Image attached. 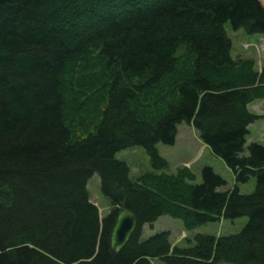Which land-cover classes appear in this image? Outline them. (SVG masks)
Returning <instances> with one entry per match:
<instances>
[{
  "label": "trees",
  "instance_id": "obj_1",
  "mask_svg": "<svg viewBox=\"0 0 264 264\" xmlns=\"http://www.w3.org/2000/svg\"><path fill=\"white\" fill-rule=\"evenodd\" d=\"M264 35L260 0H0V264H264V146L246 145L262 117L264 62L231 56L224 24ZM232 172L167 173L157 143L177 126ZM141 146L152 171L130 177L115 153ZM97 173L109 212L88 179ZM256 178L250 194L237 183ZM136 227L117 253L121 208ZM162 215L186 230L247 216L236 234L142 238Z\"/></svg>",
  "mask_w": 264,
  "mask_h": 264
},
{
  "label": "rangeland",
  "instance_id": "obj_2",
  "mask_svg": "<svg viewBox=\"0 0 264 264\" xmlns=\"http://www.w3.org/2000/svg\"><path fill=\"white\" fill-rule=\"evenodd\" d=\"M264 6V0H261ZM226 34L231 40V56H252L256 61V68L259 69L264 62V35L255 33L248 34L243 28L233 29L229 22L224 24ZM248 109L262 115L248 125L246 134V145L257 142L264 146V103L263 100H253ZM178 133L173 145L157 143L156 147L159 154L166 158L168 167L164 172L173 173L176 168L186 166L196 175V183L201 178L203 166H210L212 170L220 175L225 181L226 186L221 189L232 187L234 179L232 172L226 167L221 158L215 156L209 148H204L197 137V133L191 124L181 122L177 126ZM116 158L124 160L130 167V177L136 179L144 172L152 171L149 156L141 146H132L119 150L115 153ZM256 184V178L250 177L245 182H238L237 187L240 193L250 194ZM87 188L90 199L94 202L100 212L101 217H105L109 212V201L101 192L100 178L94 173L87 181ZM247 216L234 219H221L204 223L192 230H186L183 223L178 218L168 215L160 216L152 226L144 225L142 238L146 239L159 232H169V240L172 245L186 246L193 244V236L197 233L209 235H227L240 232L247 223ZM152 264H162L158 259H151ZM228 264V263H221Z\"/></svg>",
  "mask_w": 264,
  "mask_h": 264
},
{
  "label": "water",
  "instance_id": "obj_3",
  "mask_svg": "<svg viewBox=\"0 0 264 264\" xmlns=\"http://www.w3.org/2000/svg\"><path fill=\"white\" fill-rule=\"evenodd\" d=\"M135 227V214L125 207L121 208L110 234V248L113 253H117L121 250Z\"/></svg>",
  "mask_w": 264,
  "mask_h": 264
},
{
  "label": "crops",
  "instance_id": "obj_4",
  "mask_svg": "<svg viewBox=\"0 0 264 264\" xmlns=\"http://www.w3.org/2000/svg\"><path fill=\"white\" fill-rule=\"evenodd\" d=\"M261 1V0H260ZM177 133H178V129H177ZM177 136V134H176ZM198 137V136H197ZM199 139V138H198ZM199 141L201 142V140L199 139ZM201 144L204 146V148H209L207 145H205L203 142H201ZM212 152V151H211ZM177 169V168H176Z\"/></svg>",
  "mask_w": 264,
  "mask_h": 264
}]
</instances>
